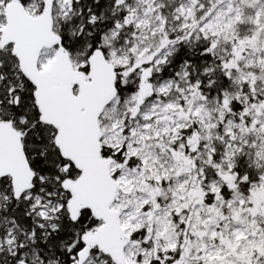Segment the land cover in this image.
<instances>
[{
    "label": "rangeland",
    "instance_id": "obj_1",
    "mask_svg": "<svg viewBox=\"0 0 264 264\" xmlns=\"http://www.w3.org/2000/svg\"><path fill=\"white\" fill-rule=\"evenodd\" d=\"M10 1L0 0V44ZM73 1L52 0L54 32L80 15ZM27 5L39 16L47 0ZM112 11L120 19L107 33L105 56L118 68L122 86L131 76L139 80L137 91L114 97L100 120L101 145L110 154L101 158L118 190L109 211L122 229L123 259L94 247L83 264H264V0H117ZM190 42L206 46L228 77L221 98H208L187 68L152 82L170 56ZM60 53L58 45L46 46L40 70L53 73ZM67 56L72 70L90 79L91 67L83 70L89 62L76 53ZM211 69L210 63L205 73ZM148 70L151 93L140 105ZM71 89L80 92L74 84ZM234 101L241 110L233 109ZM244 154L255 169L262 168L255 183L233 171ZM208 164L215 167V178L207 176ZM224 186L230 197L222 193ZM0 198L9 201L10 194ZM26 199L44 236L57 228L74 194L30 190ZM107 221L103 216L99 228ZM5 230L0 252L15 254L14 228L9 224ZM95 248L110 260L101 252L93 256Z\"/></svg>",
    "mask_w": 264,
    "mask_h": 264
},
{
    "label": "trees",
    "instance_id": "obj_2",
    "mask_svg": "<svg viewBox=\"0 0 264 264\" xmlns=\"http://www.w3.org/2000/svg\"><path fill=\"white\" fill-rule=\"evenodd\" d=\"M22 1L26 3L28 0ZM116 2L117 0L73 1L74 7L80 10V15L68 22H62L61 27V43L68 52L79 54L88 62L91 55L99 49L105 54L104 42L107 33L116 27L117 20L120 19V16H114L112 11ZM206 48V46L192 42L189 45L182 44L170 56L162 70L155 72L152 82L157 84L176 77L178 72L187 68L190 79L200 83V87L208 98L212 99L216 95L221 98L222 92L228 88L229 80L222 69L218 68L217 60L212 57V54L206 53ZM210 63L212 71L205 73V69ZM138 83L137 76H131V81L126 86H122L118 81L120 99L135 93ZM231 106L236 111L242 109L241 104L237 101H234ZM1 123L12 124L16 130L23 134L24 149L35 175L31 186V191L34 194L42 190L60 193L64 190L62 182L65 179L77 180L80 178L81 172L76 164L64 158L56 146V130L43 124L41 120L33 82L18 67V61L11 49L0 46ZM102 155L110 156L104 147H102ZM214 168L212 164L206 165V173L209 178L216 177ZM261 169H255L252 161L244 154L239 158L233 171L239 178L245 177L250 183H255L262 173ZM12 185L9 178H0V192L9 193L8 190ZM240 187L245 190L243 186ZM222 193L224 196L230 197L227 186L223 187ZM10 195L13 196L11 201L0 198V237L5 236L6 225L11 224L14 228L16 251L15 254H9L6 249L2 250L0 264H19L23 260V254L27 255L25 259L28 263L53 264L58 261L60 264H73V257L81 251L82 236L86 232H94L100 227L101 218H98L90 210L80 211L74 220L66 206L61 218L56 220L57 228L49 230L48 234L43 236L44 230H41L37 225L40 220L35 218L30 210L31 201L17 200L14 194ZM98 252H101L104 258H110L107 252L97 248L92 252V255L96 256ZM34 254H37V260H34L36 259Z\"/></svg>",
    "mask_w": 264,
    "mask_h": 264
},
{
    "label": "water",
    "instance_id": "obj_3",
    "mask_svg": "<svg viewBox=\"0 0 264 264\" xmlns=\"http://www.w3.org/2000/svg\"><path fill=\"white\" fill-rule=\"evenodd\" d=\"M23 12L22 4L16 0L7 5L5 10L7 24L3 30L2 46L6 47L13 42L18 44L22 42V48L17 46L15 49L20 64L27 69L40 89L42 84H45L47 89L52 91L55 89L52 85L53 76L43 73L36 60L40 50L60 40L59 36L52 31L50 10L40 19L27 17L23 15ZM90 62L93 68V81L86 83L82 75H78L76 80L80 83L83 93L98 88V92L92 94L89 101L93 107L92 122H83L79 113L69 114L66 111L64 99L72 100L67 88L61 89L62 99L57 96L54 103L46 101V96L42 94L39 105L43 120L61 128L56 145L60 148L63 157L76 162L78 169L82 172L78 181L65 179L62 182L63 189L71 190L74 194V199L69 205V209L73 212V219L75 220L77 211L90 210L108 220L95 234H84L82 236L83 243L101 246L106 251L113 250L115 257L121 261L123 259L122 229L118 219L113 217L109 211V207L117 197V186L110 175L107 164L101 158L102 145L97 126L100 112L117 95L118 72L114 64L108 62L101 49L94 52ZM57 72L58 76L61 75L66 81L72 76L69 59L64 49L58 58ZM150 76L151 70H148L141 79L140 105L151 93ZM66 125L69 127L68 132L65 128ZM19 142L20 136L11 125H0V163L3 161L7 164V168L1 170L3 173L15 171L12 150L14 146H19ZM17 150L19 153L20 149ZM26 170L29 169L26 168ZM32 179L33 175L30 173V182ZM85 255L86 253L81 254L82 260Z\"/></svg>",
    "mask_w": 264,
    "mask_h": 264
},
{
    "label": "flooded vegetation",
    "instance_id": "obj_4",
    "mask_svg": "<svg viewBox=\"0 0 264 264\" xmlns=\"http://www.w3.org/2000/svg\"><path fill=\"white\" fill-rule=\"evenodd\" d=\"M12 1L13 0H11L10 3ZM43 1H45V3H46V0H43ZM16 2L22 4V6L24 8L23 15H25L27 17H32V18H35V19H40L41 17H43L47 13L48 10H50L51 19H52V31H53V33H55L56 35H58L59 36V39H60L59 42L54 43L52 45H58L60 52H62V50L64 49L66 51V53H68V50L61 43V31L59 33L54 32L53 16H52V11H51V8H52V0H47L46 10L44 11V13L42 15H39V16H35V15L31 14L28 11V8H27L28 5H27V3H29L30 0L26 1V3L24 1H22V0H16ZM43 4H44V2H43ZM5 10H6V8H5ZM4 15H5V12H4ZM5 18H6V16H5ZM22 21H24L23 18H22ZM6 24H7V19H6ZM3 35H4V32H2V38H3ZM0 46H1V48L11 49L13 55H15V57H16V59L18 61V64H20V61L18 60V57H17V54H16L15 49H16L17 46L19 48H22V42L19 43V44L13 42V43H10L8 46L3 47L2 46V40H1ZM42 50H40L38 52L37 56H36V60H37V64H38L39 69H40V66H39V55H40V53H41ZM20 66H22V65L20 64ZM88 67H91V77H90V79H86V77H84V74L75 73L72 70V68L70 67L71 68V71H72V76L70 77V79L68 81L64 80L61 75L58 76L59 73L57 72V65H56L55 71L53 73H46V72H43L41 70L43 73H45L47 75H52L53 76L52 85L54 86L55 89L52 90V91L48 90L47 89V86L45 84H42V88L40 89L36 85V83L33 81L32 77H31L30 73L27 71V69L25 67H23V68H25V72H26L25 74H26V76L29 77V79L33 82V84L35 86L36 104H37V106L39 108L40 115H41V120H42L43 124L49 125V126L53 127L56 130L55 143H56V139H57V136H58L61 128H60V126L52 125V124L47 123V122H45L43 120V115H42L41 108H40V105H39V99L41 98L42 94H44L46 96V101H48L50 103H54V101L57 100V96H59L60 98L62 97L61 96L62 95L61 89L62 88H67L70 91L69 94H71L72 100L70 99L69 101H67L66 99H64V102L66 104V106H65L66 111H68L69 114L76 113V112L79 113V117H81V120L83 122H86V123L92 122V120H93V107H92V104L91 103L89 104V101H90L91 95L92 94H96L98 92V88L93 89V90H90L87 93H83V91L80 88V83L76 80V77L78 75H82L84 77V81L86 83H91L93 81V68H92V63L90 61H89V63H87V66H84L83 67V70H85V71L88 70ZM116 71L118 72V68H116ZM55 80H62L64 82V84L57 85V84H55ZM73 84L75 86V89H77V90L80 91L79 93L76 94V93L73 92V90L71 89V86ZM117 88H118V77H117ZM118 93H119V89H118L117 95H118ZM77 99L78 100L80 99V101H77ZM110 101L102 109V111L100 112V115H99V117L97 119V126H98V133H99L100 141H101V125H100V120H101V118L103 116V112H104L105 108L110 103ZM84 103H87L88 105H85ZM2 124H8V123H1L0 125H2ZM8 125H11L15 129V131L19 134V136H20V142H19V146H14V148L12 150V155H13L12 160L15 162V171L12 170L11 173L10 172L9 173H3L1 170L7 168L6 167L7 164L2 161L0 163V165H1L0 166V178H9L12 181V184L13 185H12V187L8 191H9V194H14L15 199H17V200L19 199V200H22V201H29V200L26 199V193L31 190V186H32V183H33V181L35 179V175H34L32 169H31V167L29 165L28 156H27L26 151L24 149L23 134L20 133L18 130H16V128L12 124H8ZM65 128H66V131L68 132L69 131V127H67V125H66ZM18 148L20 149L19 153H17V151H18L17 149ZM59 150H60V148H59ZM60 152H61V150H60ZM73 163H75L76 166H77V163L76 162H73ZM26 168H28L30 170V172H29V170L27 171ZM30 173H31V175H33V179L31 180V182H30ZM5 192H0V194H5ZM12 197L13 196L10 195V200L9 201L12 200ZM80 211H77L76 212V215H78V213ZM94 214L97 215V216H100V215H98L96 213H94ZM100 217L102 219L103 216H100ZM98 230H99V228L97 229V231ZM5 235H6V233H5ZM0 238H2V237H0ZM94 247H99V246H97V245H91V244H87V243H83V241H82L81 251H79V252H81L82 254L83 253H86V255H85V258L83 260L81 259V255H79L81 253H78L77 255H75V257H73V259L76 262V264H83L87 260L88 256L90 255V252L92 251V249ZM83 249H87V250L85 252L84 251L82 252ZM25 256H27V255L26 254H23L22 255V258L24 260V263L32 264V263H28L26 261ZM19 264H21V262Z\"/></svg>",
    "mask_w": 264,
    "mask_h": 264
}]
</instances>
